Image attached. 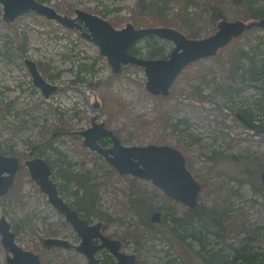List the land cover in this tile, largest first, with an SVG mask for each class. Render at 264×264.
Returning a JSON list of instances; mask_svg holds the SVG:
<instances>
[{
    "label": "rangeland",
    "instance_id": "obj_1",
    "mask_svg": "<svg viewBox=\"0 0 264 264\" xmlns=\"http://www.w3.org/2000/svg\"><path fill=\"white\" fill-rule=\"evenodd\" d=\"M37 1L72 17L75 9L86 10L116 28L128 22L140 28L132 20H149L148 27H173L183 34L189 29L170 21L180 8L175 2L161 11L167 20L152 21L136 14L138 0ZM256 6L264 7V0H227L220 8L224 19L249 21L245 17ZM204 8L202 1L187 6L196 38L212 34L218 23L197 21L207 16ZM2 13L0 3V108L4 109L0 110V153L16 152L23 158L34 148V154L49 163L50 177L66 202L91 223L101 222L103 233L120 240L121 250L134 254L136 264H223L230 254L226 244H238L243 238L251 242L243 249L263 257L264 29H247L215 55L194 61L176 77L165 99L147 91L142 67L127 64L113 73L99 47L77 29L33 11L12 22H6ZM21 37L26 38L23 49L18 48ZM234 45L241 52L235 64L222 56ZM173 46L159 37L143 38L135 44L136 55L147 58V52L156 49L159 56L168 57ZM25 58L34 60L58 90L45 98L33 84ZM250 68L255 70L254 80ZM110 97L114 103L106 108ZM95 102L102 103L103 109L93 107ZM244 112L251 113V122ZM157 113L160 117L153 120ZM93 116L97 122H111V129L124 128L121 136L127 141H121L125 145L167 144L180 150L187 169L200 183L197 207L221 214L216 219V225L224 220L222 227L219 224L221 234L217 237L203 230L186 206L165 196L150 181L120 174L85 147L80 132L91 125ZM15 177L10 190L0 196V215L10 223L15 242L38 253L41 264H88L74 248L43 246L48 237L70 243H78L79 237L27 169L19 166ZM86 183L91 193L85 196ZM157 210L161 220L150 221ZM182 213L184 230L175 237L169 228L170 214ZM7 254L0 236V264H6ZM97 256L108 258L109 264L115 260L105 249Z\"/></svg>",
    "mask_w": 264,
    "mask_h": 264
},
{
    "label": "water",
    "instance_id": "obj_2",
    "mask_svg": "<svg viewBox=\"0 0 264 264\" xmlns=\"http://www.w3.org/2000/svg\"><path fill=\"white\" fill-rule=\"evenodd\" d=\"M3 7L2 17L6 22H12L17 16L31 11L47 19L55 20L66 28H75L81 35L90 39L106 56L113 73H119L122 66L131 64L144 69L146 75L145 87L156 96H167L170 86L181 70L188 64L200 58L210 57L228 44L232 38L241 35L247 29L258 27L264 29V16L258 19L243 21L222 18L216 25V30L202 38H190L181 31L167 26L135 27L126 23L121 28L114 27L108 20L83 9H75V17L56 12L52 7L37 0H0ZM83 27L87 30L84 31ZM148 34L171 41L174 46L166 58H144L128 51L129 46L143 39ZM32 82L43 96L47 98L58 90V85L52 84L39 72L37 64L29 58L24 59ZM93 107H98L95 102ZM80 134L83 145L96 150L120 174H130L134 177L150 181L162 193L189 209L197 205V195L200 191L199 182L186 167L185 157L180 150L167 144L124 145L120 139L107 129L103 122H97L95 116L92 125ZM100 137H109L112 146L103 148L97 143ZM33 151H30V155ZM20 158L14 155L0 153V196L6 194L13 183L14 174L19 168ZM31 179L39 189L46 194L48 202L69 222L81 238L75 245L66 239L48 237L43 240L45 248H74L85 255L88 264H102L95 253L100 249L108 250L116 259L115 264H135V255L121 251V241L111 239L101 232V222L88 223L81 218L58 193L57 183L50 177L51 169L41 157L35 156L24 161ZM264 184V169L260 173ZM150 221L159 222L161 211H154ZM1 244L7 249L6 264H41L37 253L25 250L15 242L14 232L5 216L0 215ZM100 239L95 244L93 239Z\"/></svg>",
    "mask_w": 264,
    "mask_h": 264
},
{
    "label": "trees",
    "instance_id": "obj_3",
    "mask_svg": "<svg viewBox=\"0 0 264 264\" xmlns=\"http://www.w3.org/2000/svg\"><path fill=\"white\" fill-rule=\"evenodd\" d=\"M202 1V4H204L206 6V8H204V10L206 11L207 16H205V18L201 17L199 18V20L197 19V21L201 22H206L209 21L211 22V24H214L215 22L221 20L223 17V13H222V9L220 8L221 3H223L224 1L227 0H138V12L136 11L137 15L140 16H144L143 18H150L152 21H159L163 19V16H161V11L164 8H168L169 3L170 2H175L176 4H180V8H178L177 12L174 14V16L172 17V19L170 21L172 22H178V25H183V26H187L186 32L184 35L187 37H191V38H196L198 37L196 29L194 30L193 27L191 25H189L190 23H193V17L189 15L187 6L189 4H194V5H198L199 2ZM234 2H239V1H247V0H232ZM264 16V7L263 6H256V7H251L249 9V13H247L245 19L246 20H254V19H258ZM202 19V20H201ZM163 20H167L166 18ZM132 22L136 25L142 26V27H148V23L149 20H132ZM190 26V27H188ZM156 36L154 34H148L147 36L144 37V39H151V38H155ZM239 37V36H238ZM237 37L233 38L228 44H226L225 46L221 47L218 51H220L221 49L227 47V45H229L233 40H235ZM25 40L26 38L21 37L18 38V48L19 49H23V45L25 44ZM128 51L132 54H138L139 50L135 47V44H132L131 46H129ZM217 51V53H218ZM159 52L154 49V50H149L147 52L148 57L150 58H156L158 57H167V56H159L158 54ZM222 56L224 57V59H228L231 63L235 64L238 63V61L241 59V52L239 50V48H237L236 45L232 46L230 51H228L227 53H222ZM196 62V61H195ZM193 63V62H192ZM190 63V64H192ZM190 64H188L187 66H189ZM254 63L252 62L251 67L253 66ZM185 66L181 72L187 67ZM237 67V66H235ZM237 71V69L235 70V72ZM239 71V70H238ZM180 72V73H181ZM250 78L252 80L255 79V70H253L252 68H250L248 70ZM242 73H246V70H243ZM174 83V82H173ZM221 92L224 93H228L225 92V90H221ZM170 95V92L167 96H162V95H157L159 97L162 98H167ZM201 96V95H200ZM203 97V96H201ZM114 103V102H113ZM112 101H111V97L110 99L107 98L106 99V103L104 105V107L107 108V106H112ZM100 108H102V103L99 104ZM103 109V108H102ZM0 110H4L2 108H0ZM160 117V115L157 113L155 114L153 120H157ZM243 117H245L246 119H248L250 122L252 121V115L249 112H244ZM142 120V119H141ZM146 122V120H144ZM107 127L111 126V122L107 121L105 122ZM141 123H139L140 125ZM110 125V126H109ZM139 125H136L135 128H138ZM134 128V129H135ZM115 132V134L122 140L127 141V139L125 140V138H123L121 136V132L122 130H124V128H112ZM4 153V152H3ZM15 155H18L16 152L12 153ZM28 153L27 154H23V158H27ZM62 158V157H61ZM64 158V157H63ZM62 158V160H63ZM65 160V159H64ZM64 162V161H63ZM20 167L23 171L26 172V168L23 164H20ZM186 167L189 168L188 163L186 162ZM16 178V177H15ZM72 177H67L65 176L64 179L68 182L71 181ZM85 186V192L84 195H89L91 193L90 187L89 185L84 184ZM83 195V197H84ZM190 212L192 214H194L202 229L203 230H209V233L215 235V236H219L221 234V228L224 220H222L221 222L218 221V225H216V219H218V216H220L221 214H219L218 212H215L214 210H208V211H199L198 207H196L193 210H190ZM212 217L211 219H209V216ZM167 216H169V214L166 213ZM183 213L182 214H175L172 215L170 214V225L169 228L171 230V233L175 236L178 237L179 232L181 233L182 230H184V222L182 219ZM225 224V223H224ZM223 230V229H222ZM244 240H240L238 241V244H233L231 242H229L228 244H226L230 250V254L227 258H225L224 263L223 264H264V255L263 257L261 256L260 258L258 256H255L254 254H249V252L244 248V246H249L248 244H251L250 241H248L247 238H243ZM224 241V239H222ZM256 259H258L256 261ZM211 260L213 261L214 258L212 257Z\"/></svg>",
    "mask_w": 264,
    "mask_h": 264
},
{
    "label": "flooded vegetation",
    "instance_id": "obj_4",
    "mask_svg": "<svg viewBox=\"0 0 264 264\" xmlns=\"http://www.w3.org/2000/svg\"><path fill=\"white\" fill-rule=\"evenodd\" d=\"M86 11V10H85ZM74 12H75V10H74ZM67 15V14H66ZM70 17H72V16H70ZM73 17H75V15L73 16ZM80 24H82V22L81 21H78ZM82 28L84 29V31L85 30H87L85 27H83V24H82ZM80 34H81V31H80ZM27 67V66H26ZM37 67H38V65H37ZM38 70H39V68H38ZM39 72H40V70H39ZM41 73V72H40ZM98 103V102H97ZM100 105H99V103H98V107H99ZM96 108V107H95ZM94 117V116H93ZM92 117V118H93ZM92 118H91V125H92ZM100 122H103L104 123V126L107 128V129H110V130H112L113 131V133L115 134V132H114V130L113 129H111L110 127H107L106 126V124H105V122L104 121H100ZM90 125V126H91ZM89 126V127H90ZM88 128V127H87ZM116 135V134H115ZM117 136V135H116ZM83 137V136H82ZM118 137V136H117ZM119 138V137H118ZM120 139V138H119ZM120 142L122 143V141H121V139H120ZM82 143H83V141H82ZM97 143L101 146V147H103V148H109V147H111L112 146V140L109 138V137H100V138H98L97 139ZM123 144V143H122ZM125 145V144H124ZM86 147V146H85ZM88 148V147H87ZM90 149V148H89ZM33 151V154L32 155H30V151ZM29 152H28V156H27V158H21L19 155H15V154H12V155H14V156H17V157H19L20 158V161H19V166H20V164L22 163L24 166H25V164H24V161L25 160H27V159H29V158H32V157H35L36 155L34 154L35 152H34V148H32ZM91 150V149H90ZM91 151H95L96 152V150H91ZM97 154H99L98 152H96ZM1 154H3V153H1ZM4 155H9V154H4ZM100 155V154H99ZM100 156H102V155H100ZM39 157V156H38ZM103 157V156H102ZM104 158V157H103ZM104 160H106L105 158H104ZM107 161V160H106ZM108 162V161H107ZM48 163V162H47ZM109 163V162H108ZM110 164V163H109ZM48 165H49V163H48ZM111 166H113L112 164H110ZM114 167V166H113ZM25 168L27 169V167L25 166ZM19 169V168H18ZM51 169V168H50ZM18 171V170H17ZM16 171V172H17ZM28 171V170H27ZM29 173V172H28ZM16 174V173H15ZM15 174H14V178H15ZM30 176V175H29ZM51 176V175H50ZM132 176V175H131ZM134 177V176H133ZM14 178H13V182H14ZM12 185H13V183H12ZM12 187V186H11ZM58 193H59V191H58ZM60 195V194H59ZM1 196H3V195H1ZM61 196V195H60ZM62 197V196H61ZM63 198V197H62ZM64 199V198H63ZM65 200V199H64ZM66 201V200H65ZM68 203V202H67ZM69 204V203H68ZM70 205V204H69ZM71 206V205H70ZM72 207V206H71ZM197 207V206H196ZM195 207V208H196ZM73 209H75L74 207H72ZM194 208V209H195ZM189 209V208H188ZM77 212H78V214H79V216L81 217V218H83V219H85V220H87L88 221V223H91L90 221H89V219H86L85 217H83V215L77 210V209H75ZM189 210H193V209H189ZM63 215V214H62ZM65 218V217H64ZM68 222V221H67ZM69 223V222H68ZM72 227V226H71ZM76 232V231H75ZM101 232L103 233V231H102V225H101ZM76 234H77V232H76ZM104 234V233H103ZM105 235V234H104ZM77 236H78V234H77ZM79 237V236H78ZM108 237V236H107ZM80 241H81V238L79 237V241H78V243H72V244H75V245H77V244H79L80 243ZM93 242L95 243V244H97V243H99L100 242V239H93ZM43 244V243H42ZM121 245H122V242H121ZM44 246V245H43ZM53 248H55V247H53ZM46 249H48V248H46ZM120 249H121V247H120ZM7 250V249H6ZM76 250V249H75ZM100 250H102V249H100ZM100 250H98L96 253H95V256L97 257V258H99L100 259V261H101V263L102 264H109V262L111 261V260H108V258H106L105 260H103V259H101L100 257H98L97 256V253L100 251ZM103 250H104V248H103ZM106 250V249H105ZM108 251V250H107ZM122 251V250H121ZM109 252V251H108ZM81 253V252H80ZM110 253V252H109ZM38 254V253H37ZM83 254V253H82ZM111 254V253H110ZM112 255V254H111ZM38 256H39V258H40V255L38 254ZM113 256V255H112ZM113 258L115 259V257L113 256ZM41 260V259H40ZM115 261H116V259L114 260V261H112L113 263L112 264H115ZM136 262H137V260H136V256H135V264H136Z\"/></svg>",
    "mask_w": 264,
    "mask_h": 264
},
{
    "label": "bare ground",
    "instance_id": "obj_5",
    "mask_svg": "<svg viewBox=\"0 0 264 264\" xmlns=\"http://www.w3.org/2000/svg\"><path fill=\"white\" fill-rule=\"evenodd\" d=\"M237 37H238V36H237ZM234 38H235V37H234ZM232 39H233V38H232ZM172 48H173V47H172ZM172 48H171V49H172ZM169 52H170V51H169ZM175 79H176V78H175ZM53 112H54V111H53ZM82 113H83V112H82ZM54 114H55V113H54ZM78 145H79V144H78ZM129 182H130V181H129ZM63 200H64V199H63ZM64 201H65V200H64Z\"/></svg>",
    "mask_w": 264,
    "mask_h": 264
}]
</instances>
